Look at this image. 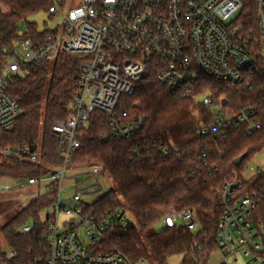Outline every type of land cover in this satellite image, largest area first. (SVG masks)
I'll return each instance as SVG.
<instances>
[{
	"label": "built area",
	"instance_id": "obj_1",
	"mask_svg": "<svg viewBox=\"0 0 264 264\" xmlns=\"http://www.w3.org/2000/svg\"><path fill=\"white\" fill-rule=\"evenodd\" d=\"M51 1L47 14L60 18V26L45 31L41 38L38 31L37 39L28 38L20 28L0 68V166L28 164L47 173L32 178H0L11 183H0V202H11L14 209L23 211L32 202L51 196L36 220L44 229V259H38L37 264H145L143 260L131 262L117 249L103 251L99 247L108 233L126 232L133 221L123 206L95 217L90 204L81 201V196L101 190L97 179L103 175L100 165L75 167L71 163L83 129L91 113L98 111L108 118L115 139L129 140L140 133L145 119L131 118L118 110V104L152 66L158 84L192 97L206 108L205 117L195 112V118L199 117L193 133L198 137L223 142L234 125L245 126L248 135L259 131L261 124L254 107L240 105L232 112L224 100L195 92L202 77L232 87L254 76L264 77V0H253L257 38L237 19L240 0H80L73 6L71 0ZM59 54L81 57V62L71 114L51 126L61 160L59 166L51 168L43 162L39 144L11 146L3 137L22 117L19 105L7 92L9 84ZM169 151L162 145L155 148L159 156ZM75 168H85L83 175L95 179L96 185L76 190L78 177H74L75 192L62 200L65 174ZM258 177L264 178V164L251 178L242 180L247 184ZM243 182L234 180L222 188V215L215 232L219 249L211 264H240V258L249 264H264V220L255 215L264 202V183L242 193ZM197 226L195 213L188 210H172L163 220L164 229L182 227L194 232ZM32 228V223L26 224L17 232L27 235ZM4 246L5 251L0 243V264H15L17 253Z\"/></svg>",
	"mask_w": 264,
	"mask_h": 264
},
{
	"label": "trees",
	"instance_id": "obj_2",
	"mask_svg": "<svg viewBox=\"0 0 264 264\" xmlns=\"http://www.w3.org/2000/svg\"><path fill=\"white\" fill-rule=\"evenodd\" d=\"M240 1L242 8L237 19L257 38L256 5L253 0ZM0 2L8 8L6 13L0 10L1 68L20 28L25 29L28 38L37 39L36 26L26 20L39 11L47 12L52 1ZM46 34L43 31L40 38ZM80 62L81 57L59 54L53 61L40 63L28 76L9 84L7 92L19 105L22 117L5 133L6 145L24 147L40 141L43 162L51 168L60 165L51 126L65 121L71 114L78 91ZM156 76V69L147 67L145 76L134 84L133 92L122 96L118 104V110L126 111L131 118L145 119L140 133L129 140H117L109 130L108 118L95 111L83 129L80 147L71 163L75 167L100 165L113 186L88 206L95 217L123 206L133 221L126 232L108 233L100 242L103 251L117 249L133 263L152 258L156 264H167L168 258L179 255V264H209L219 249L215 232L222 215L219 204L222 188L234 180L243 182L247 162L264 147V77L254 76L234 87L200 79L196 94L211 93L213 99L224 100L232 112H237L240 105L252 106L261 124L260 130L251 135L245 126L234 125L227 138L217 142L193 133L194 111L205 115L206 108L192 97L158 84ZM161 145L169 147L165 156L155 152ZM243 154L246 157L235 166L234 161ZM46 173L28 164L0 166V178H32ZM263 183L262 177L255 182H243L242 193ZM50 201L51 196L40 198L13 214L9 212L11 202H0V238L17 253L15 264H37L38 259L43 262L44 229L36 220ZM172 210L194 212L197 230L164 229L163 220ZM255 215L264 220V202L257 207ZM30 223L33 228L29 234H18L20 227ZM157 225H162L160 231L154 230Z\"/></svg>",
	"mask_w": 264,
	"mask_h": 264
},
{
	"label": "rangeland",
	"instance_id": "obj_3",
	"mask_svg": "<svg viewBox=\"0 0 264 264\" xmlns=\"http://www.w3.org/2000/svg\"><path fill=\"white\" fill-rule=\"evenodd\" d=\"M79 1L80 0H71L70 6L71 5L73 6L74 3H78ZM0 10L3 13H6L8 11V8L3 3L0 2ZM26 22L34 24L36 26V29L40 32L55 29L57 26H60V24H61L60 18H50L48 16L47 12H45V11H39V12L29 16L27 18ZM21 29L23 31H25V29L23 27ZM197 100L200 101V97H198ZM195 112L196 111H194V113H193L194 116L197 115ZM199 116H203V115H201L199 113ZM198 117L196 118V122H197ZM203 117H205V115ZM36 143L40 145V141H38ZM263 164H264V149L262 151L258 152L256 155H254L247 162L246 169L242 173V178L245 180H248L254 174L256 169L261 167ZM85 173H87L85 168L84 169L83 168L82 169L75 168L71 171L66 172V174H65L66 180L63 182V184L61 186V199L62 200H65L66 198L70 197L75 192L74 181H73L74 177H78L76 190H82L84 188H92L93 186L96 185L95 179L86 177L85 175H83ZM97 181L100 184L101 190L94 192V193L87 195V196H81L82 202H84L86 204H91L94 201H96L101 195H103L106 192L113 189V186H112V184H111V182H110V180L106 174H103L100 177H98ZM0 183L11 184L10 182H6L3 180H1ZM2 203H6V202H2ZM16 211L17 210L14 209L13 205H12L9 212L11 214H13ZM1 222H2V216L0 215V223ZM161 229H162V225H157L154 230L160 231ZM0 242H1V249L3 251H5L6 247L4 246L1 238H0ZM214 256H213V258H214ZM213 258L211 259L209 264H211L213 262ZM180 259H181V256H179V255L172 256V257L168 258L167 264H179ZM144 262H145V264H156L152 258L150 260H144ZM239 263L240 264H249V262L245 258L244 259L240 258Z\"/></svg>",
	"mask_w": 264,
	"mask_h": 264
},
{
	"label": "water",
	"instance_id": "obj_4",
	"mask_svg": "<svg viewBox=\"0 0 264 264\" xmlns=\"http://www.w3.org/2000/svg\"><path fill=\"white\" fill-rule=\"evenodd\" d=\"M246 157L245 154L241 155L239 158H237L235 161H234V164L235 166H239L240 163L242 162V160Z\"/></svg>",
	"mask_w": 264,
	"mask_h": 264
}]
</instances>
